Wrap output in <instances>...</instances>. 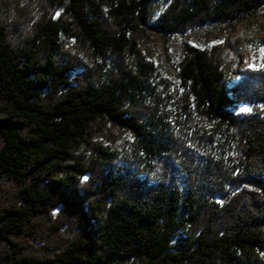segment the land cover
<instances>
[{"label": "trees", "instance_id": "obj_1", "mask_svg": "<svg viewBox=\"0 0 264 264\" xmlns=\"http://www.w3.org/2000/svg\"><path fill=\"white\" fill-rule=\"evenodd\" d=\"M262 12L0 0V264H264V38L259 68L225 72ZM149 27L223 43L181 42L173 77Z\"/></svg>", "mask_w": 264, "mask_h": 264}, {"label": "rangeland", "instance_id": "obj_2", "mask_svg": "<svg viewBox=\"0 0 264 264\" xmlns=\"http://www.w3.org/2000/svg\"><path fill=\"white\" fill-rule=\"evenodd\" d=\"M148 38L144 41L146 53L151 60L158 65L167 67L168 72L174 77L173 68L175 62L181 55V42L194 47H205V43L209 46H217L223 43L221 38L213 37V35L204 37L199 35H189L182 37L175 35L170 41H166L151 27L148 29ZM264 38V12L255 18H251L241 23L235 33L230 37V42L235 46L226 53L227 82L232 83L240 78V74L245 69H257L260 66L258 52L255 50L252 41ZM168 51V53L166 52ZM242 109H250L248 106H242L238 109L239 113H248L250 111H242ZM251 110V109H250Z\"/></svg>", "mask_w": 264, "mask_h": 264}, {"label": "snow or ice", "instance_id": "obj_3", "mask_svg": "<svg viewBox=\"0 0 264 264\" xmlns=\"http://www.w3.org/2000/svg\"><path fill=\"white\" fill-rule=\"evenodd\" d=\"M242 111H250V109H242Z\"/></svg>", "mask_w": 264, "mask_h": 264}]
</instances>
